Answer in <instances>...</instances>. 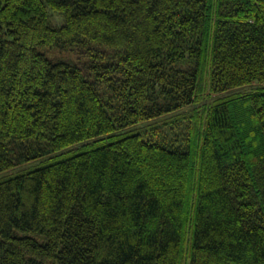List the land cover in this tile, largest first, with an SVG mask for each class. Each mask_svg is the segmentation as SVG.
<instances>
[{
	"label": "trees",
	"instance_id": "trees-1",
	"mask_svg": "<svg viewBox=\"0 0 264 264\" xmlns=\"http://www.w3.org/2000/svg\"><path fill=\"white\" fill-rule=\"evenodd\" d=\"M5 173L0 264H264V0H0Z\"/></svg>",
	"mask_w": 264,
	"mask_h": 264
},
{
	"label": "rangeland",
	"instance_id": "rangeland-1",
	"mask_svg": "<svg viewBox=\"0 0 264 264\" xmlns=\"http://www.w3.org/2000/svg\"><path fill=\"white\" fill-rule=\"evenodd\" d=\"M58 20H59V19H58ZM59 21H60V20H59ZM72 55H73V57H74L75 59H77V60H79V59H80L81 61L85 60L84 57H80L78 54H76V53H74V52H72ZM80 65H81V67H82L84 70H86V72H87V74H88V69L83 65L82 62L80 63ZM256 86H258V84H257V83H254V84L249 85V86H247V87H246V86L240 87V89H238V90H239V91H241V90L249 91V90H251L252 88H254V87H256ZM42 163H43L42 160H34V161H32V162H29V163L25 164V166L18 167L17 169H13V170L10 171L9 173H16L17 171H19L20 168H22V169L35 168V167L41 165ZM20 170H21V169H20ZM6 176H7V173H5V174H0V179L4 178V177H6Z\"/></svg>",
	"mask_w": 264,
	"mask_h": 264
}]
</instances>
